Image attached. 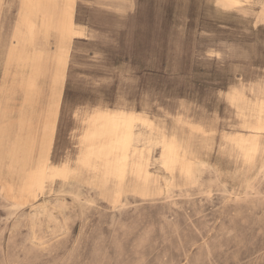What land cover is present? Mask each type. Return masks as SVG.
Listing matches in <instances>:
<instances>
[{"label": "rangeland", "instance_id": "rangeland-1", "mask_svg": "<svg viewBox=\"0 0 264 264\" xmlns=\"http://www.w3.org/2000/svg\"><path fill=\"white\" fill-rule=\"evenodd\" d=\"M46 1H0V264H264V110L230 99L264 98V0H64L84 32L72 44L41 23ZM29 18L40 39L24 33L9 60ZM107 108L177 136L192 178L138 128L148 188L118 193L116 159L82 136ZM50 162L74 175L46 182Z\"/></svg>", "mask_w": 264, "mask_h": 264}, {"label": "bare ground", "instance_id": "bare-ground-1", "mask_svg": "<svg viewBox=\"0 0 264 264\" xmlns=\"http://www.w3.org/2000/svg\"><path fill=\"white\" fill-rule=\"evenodd\" d=\"M19 1L21 6L27 2V0ZM218 2L225 8H231L239 6L243 1L218 0ZM64 3V0H47L45 4L47 13L40 21L51 33L69 38L72 44L73 40L82 37L84 32L78 25L76 13L66 8ZM23 22L26 24L27 31L22 26ZM42 30L41 24H34L32 18L27 19V21L18 19L11 34L9 60L19 44L23 43L24 33L27 35V32H29L33 39L37 41L40 39ZM262 89L264 91V85ZM230 99L232 103L236 104L237 108L243 109L244 104L246 105L244 108L246 111L245 116H247V111L255 112L259 116L258 113L264 110V98H260L255 103H250L244 98ZM9 114L10 112L6 111L5 116ZM257 115L255 116L258 117ZM85 123V126L82 127L83 139L85 141L100 140L102 143L96 147L95 153L104 154L117 161L114 168L115 172L124 177L118 190L120 194L127 187L129 181L134 182L132 186L134 190H141L142 193H145L144 191H147L148 188L149 175L146 171V151L144 148L137 146L136 143V130L138 128L157 134L162 148V167L167 172L173 175L177 171L186 179H191L195 170H197L198 161L188 156L177 136L167 135L158 129L148 116L141 112L124 108H107L88 113ZM256 129H259V127ZM88 158L89 154L87 153L82 157V160L87 161ZM2 163L3 161L0 158V164ZM73 175L69 162L58 165L50 162L46 170V182L53 180L55 177L69 180Z\"/></svg>", "mask_w": 264, "mask_h": 264}, {"label": "crops", "instance_id": "crops-1", "mask_svg": "<svg viewBox=\"0 0 264 264\" xmlns=\"http://www.w3.org/2000/svg\"><path fill=\"white\" fill-rule=\"evenodd\" d=\"M67 66H68V64H67ZM66 71H67V68H66ZM65 77H66V72L62 75L58 85L56 86L57 87V91L55 92V94L57 95L58 98H60L61 95H62L63 84H64V81H65ZM57 102H59V101H57ZM56 115H58V114H56ZM54 137H55V131H54ZM53 143H54V138L52 139L51 147H49L50 154L52 153Z\"/></svg>", "mask_w": 264, "mask_h": 264}]
</instances>
